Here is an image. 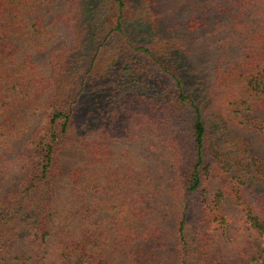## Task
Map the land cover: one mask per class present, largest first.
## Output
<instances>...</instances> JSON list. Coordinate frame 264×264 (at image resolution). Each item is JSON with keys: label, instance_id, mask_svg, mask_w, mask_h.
<instances>
[{"label": "trees", "instance_id": "1", "mask_svg": "<svg viewBox=\"0 0 264 264\" xmlns=\"http://www.w3.org/2000/svg\"><path fill=\"white\" fill-rule=\"evenodd\" d=\"M250 132L264 146V0H0V263L54 239L57 264H165L145 142L173 170L174 264H228L208 231L226 199L264 264Z\"/></svg>", "mask_w": 264, "mask_h": 264}, {"label": "rangeland", "instance_id": "2", "mask_svg": "<svg viewBox=\"0 0 264 264\" xmlns=\"http://www.w3.org/2000/svg\"><path fill=\"white\" fill-rule=\"evenodd\" d=\"M56 35V40L67 39L66 34ZM201 38L198 37L196 39L197 44L200 43ZM210 45L202 47L198 51L197 60L201 62V66L207 72L209 80H212L213 75L209 66L210 62H208L209 58L206 57V54L211 52ZM250 113L262 116V113L256 110ZM25 116L29 118L28 124L31 127H34L42 120L41 115L35 112L32 113V110H26ZM246 136L251 142L254 153L258 157H263L264 146L260 135L257 132H250ZM146 144L143 142L139 144L131 143L130 145L151 167L157 195L148 203L149 216L156 220L165 237V245L158 249L157 252L162 254L165 264H174L173 250L178 214L171 206V196L169 193V184L173 170L164 159L158 156L156 150L149 148ZM223 213L226 219L223 224L211 223L208 229L211 239L209 248L211 254L228 264H246L248 262L260 261L262 259L260 249L263 236L247 225L242 211L228 199L223 203ZM46 245L48 247L47 257L41 263H33L30 260L19 262L7 259V261H3L0 264H57V245L54 239H48Z\"/></svg>", "mask_w": 264, "mask_h": 264}]
</instances>
